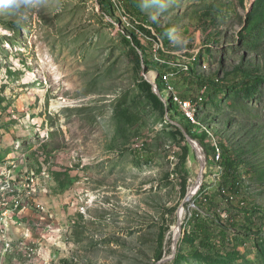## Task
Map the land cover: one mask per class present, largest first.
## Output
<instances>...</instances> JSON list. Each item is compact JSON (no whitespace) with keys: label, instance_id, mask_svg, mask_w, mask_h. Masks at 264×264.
Wrapping results in <instances>:
<instances>
[{"label":"rangeland","instance_id":"374dc122","mask_svg":"<svg viewBox=\"0 0 264 264\" xmlns=\"http://www.w3.org/2000/svg\"><path fill=\"white\" fill-rule=\"evenodd\" d=\"M141 2L0 0V264H208L184 253L194 197L174 255L202 162L144 72L192 114L203 183L225 141L264 209V0Z\"/></svg>","mask_w":264,"mask_h":264},{"label":"trees","instance_id":"16d2710c","mask_svg":"<svg viewBox=\"0 0 264 264\" xmlns=\"http://www.w3.org/2000/svg\"><path fill=\"white\" fill-rule=\"evenodd\" d=\"M125 1L130 2V4L136 10H139L142 6L141 0H125ZM129 34L131 37L134 36V33H132V32H130ZM160 52L161 51H159V53H157V54L159 55ZM144 60H145L146 65L148 67L157 66V67L161 68V70H160L161 72H163L162 70L170 71L172 69V67L170 65H168L167 63L160 64L157 61V59L154 60L152 63H150L149 61H147V57L144 56ZM153 78H154V76H153ZM164 80H163V74H161L160 78H158L157 83H158V86H160V84H161V87H163V89L166 91L167 90V82H166V80L165 81ZM201 83H202L203 87L208 86V85H206L208 83L209 84H215V82L213 80H208V79H201ZM159 91L161 93L163 92V91H161L160 88H159ZM164 96H166V98H167V102H168L167 107L163 103V101L160 99L159 96H157V98L163 104V106L165 107L168 114H171L172 116L174 115L173 120H176V121L181 120L182 126L184 127V129H186L188 135H190V137H192L193 139L198 140V137L196 136V134H197L196 130L193 129V127H195V126H193L192 123L190 122L192 120L189 119L185 114H183L182 118H179V113L174 110V106H173V104H175L173 102L174 100L172 98H170V96H167L165 94H164ZM180 96L182 97L181 94H180ZM182 99L189 100V99H185L183 97H182ZM225 144H226L225 141H221L222 149L218 151V154L220 153V160L218 162L214 161V163L216 165H219L223 170V174H222L221 178L223 177V181H224L225 185H223L222 183L220 184L219 187H218V185L217 186L215 185L216 188L218 187L217 190L215 188V191H217L216 193L218 194V196H222L225 198L228 196H226L225 194H223L221 192V189H225V191H227V193L229 195H233L234 198H237L244 193L245 188L246 189L249 188V184L247 183V179L245 177L246 173L242 172V168H244V167H241L240 161L236 159V157L232 154V151ZM206 148H207V150H205V152L209 157L210 150L208 149V147H206ZM207 185L208 184H205V182H204V186H203L201 192L198 194L197 197L194 198L195 204H196L197 209H198V210H196V213L193 214V217H192L193 223L195 224V229H194V232L190 233V235H188V233L186 232L185 244L188 245L187 247H189L190 249L185 248L184 253L185 254H193V257L197 258V256H199L202 253L201 250H205V252H204L205 255H203V256H204L205 261L208 264H215V262H218V264H221V259H222L221 256L222 255L215 252V249H214L215 247H214L213 242H212V239H214V233L212 232L211 228L209 227L210 225L207 222H205L204 220L200 219L201 218L200 212L207 211V213H208L210 210L215 209L214 203L212 200L213 197L210 196V191H211L212 187H207ZM242 199H243L244 206H246V204H247L246 200L247 199H245V197H243ZM251 209H252L251 211H248L247 209L243 208V209L237 210V211H238V213H241L242 216H244L243 225L246 227V232H248L249 235L252 234L255 230L254 225H253L255 220L260 221V223H258L257 221H255V223H257L259 225V229H260V230H257V232L260 233V235H262V234H264V210L259 209V208H255L254 206L251 207ZM214 216H215V218L218 217V215H216V214H214ZM199 233L202 235H199ZM225 233L226 232L223 233L222 246H224L225 251H227V248L232 245L233 240L230 236L226 235ZM188 241H190V244L188 243ZM260 247H261V252H262L261 256H262V258H264V247H262L261 245H260ZM180 255H182V254H180ZM226 255L227 256H226V263L225 264H230V262L232 260H234L236 257L235 254H228V252H226ZM178 259H179V257H178ZM183 259H185L184 255H183Z\"/></svg>","mask_w":264,"mask_h":264},{"label":"crops","instance_id":"0c3cea01","mask_svg":"<svg viewBox=\"0 0 264 264\" xmlns=\"http://www.w3.org/2000/svg\"><path fill=\"white\" fill-rule=\"evenodd\" d=\"M250 188V185L248 189L245 188L243 194L249 195V197H251L253 194L251 193ZM213 192L210 191V196L213 197L212 200L215 209L210 210L208 213L207 211H202L200 213V219L207 222L210 225L209 227L211 228L212 232L214 233V239H212V242L215 247V252L221 255L225 254L226 252H228V254H235L236 257L230 262V264H236L237 262H239L241 255H244L247 252L252 253V257H250L249 263H252L254 259H257V256L262 257L260 245L264 247V234L260 235V233L257 232V230L260 229L259 225L255 223V221H257L258 223H260V221H254L253 225L255 230L252 234L249 235L248 232H246V227L243 225L244 216H242V214L238 213L237 211L243 208L247 209L248 211H251V207L253 206L255 208L260 207L252 204H250V206L249 204H246V206H244L242 199L243 194L237 198H234L233 195H229L227 191L222 190L223 194L229 196L224 198L222 196L214 197L215 194ZM222 213H226L229 218L226 219L224 218V216L222 217ZM214 214L218 215V217L215 218ZM194 229L195 224L193 223L191 227V232H194ZM224 232H226L225 234L230 236L233 240L232 245L227 248V251H225L224 246H222V238ZM199 235L202 234L199 233ZM251 248H253V250H251ZM201 251L205 252V250Z\"/></svg>","mask_w":264,"mask_h":264},{"label":"bare ground","instance_id":"6f19581e","mask_svg":"<svg viewBox=\"0 0 264 264\" xmlns=\"http://www.w3.org/2000/svg\"><path fill=\"white\" fill-rule=\"evenodd\" d=\"M114 2H115V0H113ZM150 78H153V75H151L150 76ZM155 81V79L153 78V82ZM159 93H160V97L162 98V94H161V92L159 91ZM191 104V103H190ZM56 109H58V108H60L61 107V105L59 104V105H56V106H54ZM186 114V113H185ZM186 116H189V117H191L192 118V114H189V115H187L186 114ZM195 149H196V151L198 150L196 147H194ZM198 154H200V153H198ZM201 155V154H200ZM205 164V163H204ZM203 170H204V166H201V170H200V172H199V175H198V177H197V179H196V183H195V185L192 187V190H191V192L189 193V195L187 196V199H186V201H185V203L180 207V209L178 210V224L174 227V229H173V239L174 240H176V241H178V239H179V236H181V234H182V223H183V220L185 219V216H186V214H187V204L188 203H190L191 201H192V197H195V194L198 192V190L200 189V187H201V183L199 184V179H200V177H201V175L203 174ZM191 189V188H190ZM191 205V204H190ZM190 208V207H189ZM187 217V216H186ZM179 226L181 227V228H179Z\"/></svg>","mask_w":264,"mask_h":264},{"label":"water","instance_id":"95a60500","mask_svg":"<svg viewBox=\"0 0 264 264\" xmlns=\"http://www.w3.org/2000/svg\"><path fill=\"white\" fill-rule=\"evenodd\" d=\"M144 76H145V78H146V79L152 84V86H153V90H154L155 93L159 96L160 93H159L158 85L156 84V82H155V81L153 82V81L150 79L149 75L147 76L145 72H144ZM157 78H158V77H157ZM159 97H160V96H159ZM186 135H187V138H188L189 143L193 146V148L196 147V148L198 149L197 152L201 154V155H200V154L197 153V155H198L200 161L202 162V166H204V160H206V154H205V152L203 151L202 147L199 146V144L197 143V141H195L192 137H190V135H188V134H186ZM200 183H201V187H202V185H203V176H202V175H201V177H200V179H199V184H200ZM201 187H200V189H201ZM200 189H199V190H200ZM199 190H198V192H199ZM198 192H197V193H198ZM197 193H196V194H197ZM196 194H195V196H196ZM179 228H181V227L179 226ZM177 245H178L177 241L174 240V242H173V252H174V255H175V253H176ZM167 260H170V259H167ZM165 261H166V260H165Z\"/></svg>","mask_w":264,"mask_h":264},{"label":"built area","instance_id":"2783aa9c","mask_svg":"<svg viewBox=\"0 0 264 264\" xmlns=\"http://www.w3.org/2000/svg\"><path fill=\"white\" fill-rule=\"evenodd\" d=\"M116 1V0H115ZM117 3V2H116ZM127 19V21L130 23V21L128 20V18H126ZM131 24V23H130ZM133 26V25H132ZM139 33V32H138ZM143 37H144V35H142ZM161 50V46L160 45H156V48H155V51H157L156 53H158L159 51ZM166 82H171L172 83V81H166ZM173 84V83H172ZM174 89H175V96H176V98H177V100H178V103L180 104V106L182 107V108H185L187 111H189V103H190V101H192V100H184V99H182V97L180 96V93L179 92H177V90H176V88L174 87ZM206 90H207V87H205L204 88V91H202L201 93H200V95L197 97V98H202V97H204L205 96V93H206ZM27 180H30L29 178H27ZM29 184V183H28ZM29 186H31L30 184H29ZM222 190H225V189H221V192H222ZM26 194V193H25ZM224 218H228V215L227 214H224ZM4 219V215H3V217H1V221ZM1 221H0V228L2 227V224H1ZM0 261H1V257H0Z\"/></svg>","mask_w":264,"mask_h":264},{"label":"clouds","instance_id":"9594fccd","mask_svg":"<svg viewBox=\"0 0 264 264\" xmlns=\"http://www.w3.org/2000/svg\"><path fill=\"white\" fill-rule=\"evenodd\" d=\"M157 81H158V78H156L155 79V82H156V84L158 85V83H157ZM158 89H159V86H158ZM154 91V90H153ZM155 93V92H154ZM156 94V93H155ZM157 95V94H156ZM158 96V95H157ZM195 100V99H194ZM164 103V102H163ZM179 110V109H178ZM219 170L222 172V174H223V170H222V168H219ZM222 174L220 175V179H221V176H222ZM219 179V180H220ZM217 180H218V178H217ZM215 183H217V182H215ZM203 186H204V183H203V185H202V187H201V189L199 190V192L196 194V196L195 197H197L198 196V194L201 192V190H202V188H203ZM226 196H228V195H226ZM194 197V198H195ZM229 197V196H228ZM233 199V198H232ZM194 206L195 207H197L196 206V204H195V201H194ZM196 210H198L197 208H195ZM201 213V212H200ZM224 214H226V213H222V217L224 216ZM192 217H193V215H192ZM229 218V217H228Z\"/></svg>","mask_w":264,"mask_h":264}]
</instances>
